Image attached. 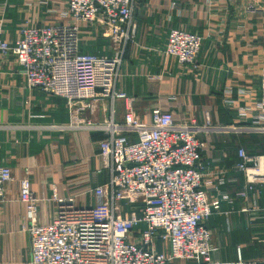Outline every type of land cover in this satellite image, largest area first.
<instances>
[{"label":"crops","instance_id":"1","mask_svg":"<svg viewBox=\"0 0 264 264\" xmlns=\"http://www.w3.org/2000/svg\"><path fill=\"white\" fill-rule=\"evenodd\" d=\"M67 8L68 0H0L3 37L15 42L25 23H68ZM134 23L135 37L125 48L115 86L128 99L95 101L94 108L80 111V118L91 124L111 118L122 122L129 99L146 122L154 107L197 124H204L210 112L212 125L225 128L199 133L207 141L202 156L205 180L214 183L224 176L229 195L207 221L214 246L211 264H264V186L240 197L246 179L232 168L240 160L238 149H245L244 141L264 133L230 129L252 126L255 120L264 71V0H135ZM171 28L203 37L198 67L183 66L165 55ZM80 42L84 52L114 54L111 39L97 24L82 25ZM71 122L65 98L29 88L13 54L0 61V166L10 167L13 175L6 201L0 203V264H23L31 255L30 235L23 228L30 225V216L18 199L23 177L27 175L33 191L45 198L37 209L39 223L53 217L54 194L95 204L90 190L108 181L98 152L104 132L66 128ZM245 207L249 210L243 211Z\"/></svg>","mask_w":264,"mask_h":264},{"label":"built area","instance_id":"2","mask_svg":"<svg viewBox=\"0 0 264 264\" xmlns=\"http://www.w3.org/2000/svg\"><path fill=\"white\" fill-rule=\"evenodd\" d=\"M134 12L135 0H68V23H25L13 43L4 39L0 17V61L13 54L29 88L66 99L72 118L66 128L104 132L98 152L101 170L109 172L107 182L90 190L95 204H78L75 197L54 194L57 208L45 223L37 221L38 206L45 198L33 191L27 175L21 179L18 199L31 221L23 226L31 239V255L23 264L212 262L214 246L207 221L229 195L223 188L224 176L214 183L205 180L207 164L202 156L207 141L199 133L225 127L212 125L210 112L204 124H197L177 120L161 107L152 108L146 122L133 110L131 99L122 122L111 118L91 124L79 116L81 110L94 108L95 101L128 99L115 86L125 48L135 37ZM83 24L103 27L114 47L112 56L82 51ZM202 40L198 33L171 28L164 53L183 66L198 67ZM259 93L253 125L231 130L264 133V71ZM238 156L232 168L243 173L246 185L238 195L247 198L257 193V186H264V156L243 147ZM12 179L10 167L0 166V203L6 201Z\"/></svg>","mask_w":264,"mask_h":264},{"label":"trees","instance_id":"3","mask_svg":"<svg viewBox=\"0 0 264 264\" xmlns=\"http://www.w3.org/2000/svg\"><path fill=\"white\" fill-rule=\"evenodd\" d=\"M245 149L250 154L264 153V136L252 135L250 139L244 141Z\"/></svg>","mask_w":264,"mask_h":264}]
</instances>
